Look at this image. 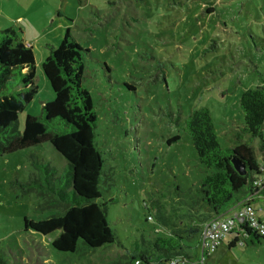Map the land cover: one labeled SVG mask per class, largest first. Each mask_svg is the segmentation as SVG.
Here are the masks:
<instances>
[{"label":"rangeland","instance_id":"rangeland-1","mask_svg":"<svg viewBox=\"0 0 264 264\" xmlns=\"http://www.w3.org/2000/svg\"><path fill=\"white\" fill-rule=\"evenodd\" d=\"M5 28L30 43L34 56L37 92L17 114L19 129L26 115H40L53 99L41 70L48 45L56 46L69 28L88 49L83 83L103 158L100 201L122 246L94 251L78 242L74 252H60L52 235L24 230L25 217L57 211L43 205L46 198L30 181L35 159L59 174L67 169L46 142L0 155V264H116L143 247L141 239L148 241L155 228L164 232L176 218L195 214L189 191L213 169L199 163L183 121L191 108L205 107L220 146L236 145L239 95L264 79V0H0ZM173 135L179 139L167 144ZM251 143L264 165L257 139ZM227 239L208 264H264V242L227 248Z\"/></svg>","mask_w":264,"mask_h":264},{"label":"trees","instance_id":"trees-1","mask_svg":"<svg viewBox=\"0 0 264 264\" xmlns=\"http://www.w3.org/2000/svg\"><path fill=\"white\" fill-rule=\"evenodd\" d=\"M85 53L88 49L74 40L69 28L56 46L48 45L41 70L53 99L42 104L40 115H26L19 129L17 114L37 92L34 56L32 46L19 39L15 30L0 29V155L48 142L65 160L67 169L59 174L50 163L35 159L36 172L30 181L46 198L43 205L57 211L39 219L25 217L23 227L43 236L52 235L50 244L60 252H74L78 242L94 251L114 243L122 246L108 226L106 203L100 201L103 158L94 143L93 99L83 83ZM238 101L243 119L235 130L237 143L233 147L220 146L205 107L191 108L183 121L199 163L213 169L197 188L189 191L195 214H189L187 221L176 218L164 232L155 228L148 241L141 239L143 247L114 263L163 264L174 258L194 260L204 256V264H208L209 254L201 248V232L206 223L231 215L243 204L264 214L254 205L259 197H264V165L259 163L251 143L257 139L264 162V79L259 78L253 88L243 89ZM178 139V135H173L166 142L171 144ZM232 159L244 165V174L235 170ZM255 181L260 184L255 185ZM233 231L236 234L227 239ZM229 234L225 237L227 248L237 243L264 242V235L246 224L233 228ZM188 240L198 243V254L189 252L197 245L186 246Z\"/></svg>","mask_w":264,"mask_h":264},{"label":"built area","instance_id":"built-area-1","mask_svg":"<svg viewBox=\"0 0 264 264\" xmlns=\"http://www.w3.org/2000/svg\"><path fill=\"white\" fill-rule=\"evenodd\" d=\"M27 45L30 44L27 43ZM254 184L259 185L260 182L255 181ZM242 224H246L258 234L264 235V214L257 211L249 204H243L231 215L214 219L203 226L201 232V248L208 254L214 252L231 230ZM204 261V256H200L198 259L194 260L174 258L163 264H204Z\"/></svg>","mask_w":264,"mask_h":264},{"label":"crops","instance_id":"crops-1","mask_svg":"<svg viewBox=\"0 0 264 264\" xmlns=\"http://www.w3.org/2000/svg\"><path fill=\"white\" fill-rule=\"evenodd\" d=\"M24 42H26V41H24ZM28 43V42H27ZM30 44V43H29ZM261 203H262V205H261ZM254 205L256 206V207H258L262 212H264V197L262 196V197H259L257 200H256V202L254 203ZM199 246H198V243H197V246H196V248H194V249H192V251H189V252H191V253H195V254H198V251H199V248H198ZM198 249V250H197Z\"/></svg>","mask_w":264,"mask_h":264},{"label":"water","instance_id":"water-1","mask_svg":"<svg viewBox=\"0 0 264 264\" xmlns=\"http://www.w3.org/2000/svg\"><path fill=\"white\" fill-rule=\"evenodd\" d=\"M232 163H233V166H234L235 170L239 174H244L245 173V167H244V165L241 162H239L237 159H232Z\"/></svg>","mask_w":264,"mask_h":264}]
</instances>
